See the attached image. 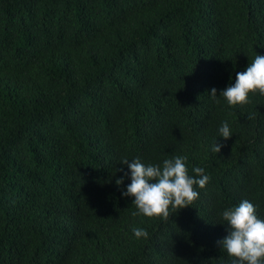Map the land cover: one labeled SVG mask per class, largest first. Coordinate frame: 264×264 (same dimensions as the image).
<instances>
[{"label": "trees", "instance_id": "16d2710c", "mask_svg": "<svg viewBox=\"0 0 264 264\" xmlns=\"http://www.w3.org/2000/svg\"><path fill=\"white\" fill-rule=\"evenodd\" d=\"M257 54L264 0H0V264H233L223 212L264 220V95L220 93ZM175 156L199 198L134 215L122 161Z\"/></svg>", "mask_w": 264, "mask_h": 264}, {"label": "clouds", "instance_id": "9594fccd", "mask_svg": "<svg viewBox=\"0 0 264 264\" xmlns=\"http://www.w3.org/2000/svg\"><path fill=\"white\" fill-rule=\"evenodd\" d=\"M257 91L264 95V55L259 54L245 71L236 74L235 83L224 89L220 95L229 105L235 106L248 104L249 93ZM210 95L215 99L217 90L213 88ZM219 132L225 140L232 136L227 122L223 123ZM222 147V144L216 142L212 151L218 154ZM186 160V156H175L165 159L162 167L145 166L139 158L131 162L127 159L122 161L121 164L127 165L130 170L131 178V183L122 192V196L134 197L133 203L138 209L134 215L143 214L167 220L170 217V208H186L199 198V192L194 189V185L203 189L209 183L210 177L200 167L194 168L198 178L189 176ZM116 184H123V179H117ZM223 219L227 222L228 235L217 243L228 255L236 258L233 264H264V220L257 218L255 206L248 200H243L238 206L225 210ZM133 233L137 239H147L149 236L141 228H134Z\"/></svg>", "mask_w": 264, "mask_h": 264}]
</instances>
